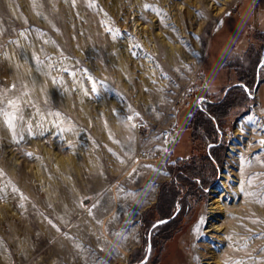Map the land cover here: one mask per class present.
Returning <instances> with one entry per match:
<instances>
[{
	"label": "rangeland",
	"instance_id": "374dc122",
	"mask_svg": "<svg viewBox=\"0 0 264 264\" xmlns=\"http://www.w3.org/2000/svg\"><path fill=\"white\" fill-rule=\"evenodd\" d=\"M240 1L75 0L73 6V0H0V101L17 99L31 124L29 131L17 121L14 140L0 118V242L7 264H203L210 191L223 174L240 218L250 225L239 240L247 241L248 252L223 254L219 264L264 261V239L257 238L264 236V106L252 89L264 79V66L256 76L257 57L244 59L235 82L228 66L205 65L223 19ZM170 43L180 47L168 59ZM44 75L50 92L39 84ZM234 86L249 98L243 102L238 90L227 117L209 123L218 142L194 134L195 107L220 103ZM142 120L181 129L164 163L137 158L142 137L132 125ZM224 133L235 138L227 141ZM233 141L234 157L228 155ZM215 145L221 152L212 160ZM56 157L64 160L61 167ZM63 190L77 211L60 200ZM49 203L66 219L51 236L39 222ZM250 209L261 211L259 224L247 220ZM162 219L168 221L150 231ZM68 233L84 238L69 263L56 251Z\"/></svg>",
	"mask_w": 264,
	"mask_h": 264
},
{
	"label": "bare ground",
	"instance_id": "6f19581e",
	"mask_svg": "<svg viewBox=\"0 0 264 264\" xmlns=\"http://www.w3.org/2000/svg\"><path fill=\"white\" fill-rule=\"evenodd\" d=\"M179 47L180 45L178 44H175V45H172L171 43L169 44V49L167 53L168 59L172 57V54L175 53V50L176 49L178 50ZM152 68L150 67L147 70V72L149 71V75L151 71H154V69ZM39 84H41V86L45 90H47V92H50L53 89L52 83L50 82L49 77L46 75L43 76V79ZM62 95L65 97V103L69 106V103H70L69 93H67V91H63ZM8 97L13 98L15 96L10 94L8 95ZM33 97L34 96L32 95V100L34 99ZM231 144L232 146L230 148V151L228 152V155L230 156L233 155L235 152H237L236 146L233 145L234 141ZM55 160H56L55 165L57 167H61L63 165L64 160L62 158L56 157ZM36 168L37 170H39L40 167L38 164ZM225 177H226V174L221 175L222 180H220V183L216 187L212 188L210 191V198H209V203H208L209 215L207 216V220L203 228L204 236H202L203 244H202V249H201V255L203 256V259H204L203 264H212V263L219 264V260L221 258V255L223 254L225 255V258H227V257L237 256L238 254H245L248 252V248L243 249L242 245L244 243H239V240L242 239L241 235L243 233L249 231L248 225L250 224L244 221L245 216H242L240 218V215L237 212V203H236L237 201H235L236 197L234 195H231L230 192H228L229 190L228 191L226 190V187H225L226 185L224 186ZM46 194L48 195V193ZM54 194H56V197L58 196V194L56 193V190L54 191ZM59 194H60V200L63 203L68 202V205L72 206L74 211H77L80 208L78 205L72 202L70 193L67 190H63V192ZM222 196H224L223 199L221 198ZM47 198L49 199V202L54 199L49 195L47 196ZM80 203H82L81 199H80ZM54 205L56 206V204ZM55 206L53 208L52 206H50V203L49 205H45L47 211L40 214V220H39L40 225L42 226V229L44 230V232H46L47 235L49 236L55 234L59 229L60 230L64 229V223L66 221V219L65 220L61 219L55 215ZM254 212H259L261 217L259 214H257L255 218L250 219L249 215H251ZM70 216H72V214L68 213L67 217H70ZM246 218L247 220H251L253 225H257L261 222L262 213L261 211H259V209H254V210H251V212H249L248 214L246 213ZM226 220H230L232 222V225H225ZM253 221H256V222H253ZM70 230L72 231V233H74L75 228H71ZM94 234H93L92 239H94ZM65 236L66 237L63 238V242L61 243V245L58 246V248H56V251L58 250V253H61L62 256L66 259V261L69 263L70 259L73 258L76 253L82 250L83 246L81 245L80 238L82 239L84 238L80 237L79 240H76L74 239V235L70 233L66 234ZM229 237H231V239H229ZM100 239L102 241L107 240L106 237H102ZM2 245L3 243L0 242V253H2L4 257L3 263L7 264L9 263V260L7 259V251L5 249V246H2ZM37 251L39 250H36V252ZM49 264H56V261L51 260ZM59 264H60V261H59Z\"/></svg>",
	"mask_w": 264,
	"mask_h": 264
},
{
	"label": "crops",
	"instance_id": "0c3cea01",
	"mask_svg": "<svg viewBox=\"0 0 264 264\" xmlns=\"http://www.w3.org/2000/svg\"><path fill=\"white\" fill-rule=\"evenodd\" d=\"M241 0L236 12L223 19L221 26L215 34V42L210 45V51L205 59L209 67L228 66V71L234 78L241 70L242 61H252L257 57L255 74L264 61V0H259L257 6ZM223 43V46H221ZM240 62V63H239ZM244 65V64H243ZM242 80V79H241ZM239 81L235 78V82ZM254 88L260 105L264 106V79ZM233 85V84H232ZM178 119L177 124L180 125ZM182 155V154H181ZM183 156V155H182ZM181 158V157H180ZM186 158V157H185Z\"/></svg>",
	"mask_w": 264,
	"mask_h": 264
},
{
	"label": "built area",
	"instance_id": "2783aa9c",
	"mask_svg": "<svg viewBox=\"0 0 264 264\" xmlns=\"http://www.w3.org/2000/svg\"><path fill=\"white\" fill-rule=\"evenodd\" d=\"M253 4H257L258 0H252ZM264 66V63H262ZM200 86L198 90H201ZM134 130L141 135V143L137 148L136 156L140 160L164 163L173 155L176 141L179 139L181 129L176 123H172L165 127H151L147 121L136 122ZM222 134V133H221ZM224 138L234 139L235 134L224 133Z\"/></svg>",
	"mask_w": 264,
	"mask_h": 264
},
{
	"label": "trees",
	"instance_id": "16d2710c",
	"mask_svg": "<svg viewBox=\"0 0 264 264\" xmlns=\"http://www.w3.org/2000/svg\"><path fill=\"white\" fill-rule=\"evenodd\" d=\"M238 90H240L242 92V98L245 99V100H242L243 102L248 100L249 96L247 95V93H245V91L243 90V88H241L240 86H234L228 93L227 95L225 96V98L220 102V103H217V104H206L205 105V108L206 109H200L199 106H196L195 109H197L198 113L195 117V120L193 122V126H192V130H193V133L196 134L197 133H200V137H205L208 138L207 136H209V139H212L213 142H218V139L216 138L217 136V133L214 131V130H211L212 132H210V129H209V123L210 125H212L214 127V125L216 124H220L221 123V119L227 117V114L230 110V108H232L233 106H235V103H234V100H235V93L238 92ZM239 99V98H238ZM207 108L210 109L208 110L211 114H213L214 118H211L210 114L207 112ZM215 132V133H214ZM216 134V135H215ZM220 147L215 145L213 147L210 148V158L212 160H214L213 158V155H214V152H221ZM190 170H186L185 169V172L189 173L188 171L192 172L195 170L194 167H191ZM197 172V171H196Z\"/></svg>",
	"mask_w": 264,
	"mask_h": 264
},
{
	"label": "snow or ice",
	"instance_id": "6c2138e0",
	"mask_svg": "<svg viewBox=\"0 0 264 264\" xmlns=\"http://www.w3.org/2000/svg\"><path fill=\"white\" fill-rule=\"evenodd\" d=\"M73 6H75V0H73ZM145 7L147 8L148 6L146 5ZM35 59L39 63V58L36 57ZM65 71H67V69H65ZM89 79H91V77H89ZM15 87L16 86L13 85L12 89H15ZM12 89H9L7 91H11ZM91 92L92 93L97 92L96 84L94 81L92 83ZM85 94H87V92ZM54 115L59 117V113H55ZM136 115L138 116V114H136ZM0 118L3 119V123L5 124V126L9 129V131L12 132L14 140L16 139V136L18 135L17 130H16L17 129V121L28 123L24 120V117L21 113L20 105H19L17 99L7 100L6 102L0 101ZM132 119H133V117L130 115L128 117V120H132ZM132 126L135 127L134 124ZM28 128L30 131L31 130V124L30 123H28ZM262 143H264V142H262ZM28 155L31 156L30 153ZM248 183H249V185H251L252 180L249 179ZM14 191H18V190L14 189ZM259 202L261 204H264V200H260ZM89 214L91 215V209H89ZM253 222H256V221H253ZM257 238L264 239V236H258ZM229 239H231V237H229ZM246 248H247V241H245V243L243 245V249H246ZM261 251H264V249H261ZM233 264H246V262L242 261V260H237V261H234ZM260 264H264V261L260 262Z\"/></svg>",
	"mask_w": 264,
	"mask_h": 264
},
{
	"label": "water",
	"instance_id": "95a60500",
	"mask_svg": "<svg viewBox=\"0 0 264 264\" xmlns=\"http://www.w3.org/2000/svg\"><path fill=\"white\" fill-rule=\"evenodd\" d=\"M262 61H264V55H263V57H262ZM234 85H242V84L235 83ZM243 86H244V88L246 89V91L248 92L247 85H243ZM229 88H230V87H229ZM229 88H227L226 91H227ZM226 91H225V92H226ZM166 221H168V219H162V220L156 221V222L151 226L150 231H151L156 225L161 224V223H164V222H166ZM149 252H150V247H149L148 253H149Z\"/></svg>",
	"mask_w": 264,
	"mask_h": 264
}]
</instances>
